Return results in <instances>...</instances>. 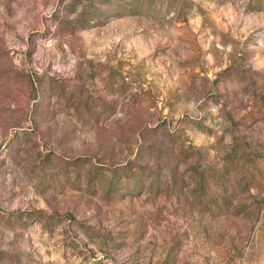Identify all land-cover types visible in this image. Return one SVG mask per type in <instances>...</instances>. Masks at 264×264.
I'll list each match as a JSON object with an SVG mask.
<instances>
[{
	"label": "rangeland",
	"instance_id": "rangeland-1",
	"mask_svg": "<svg viewBox=\"0 0 264 264\" xmlns=\"http://www.w3.org/2000/svg\"><path fill=\"white\" fill-rule=\"evenodd\" d=\"M0 264H264V0H0Z\"/></svg>",
	"mask_w": 264,
	"mask_h": 264
}]
</instances>
